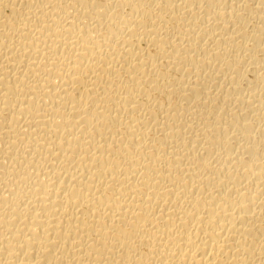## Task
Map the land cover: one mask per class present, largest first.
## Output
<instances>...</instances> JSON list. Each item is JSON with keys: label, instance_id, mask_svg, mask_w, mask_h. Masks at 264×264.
I'll use <instances>...</instances> for the list:
<instances>
[{"label": "bare ground", "instance_id": "obj_1", "mask_svg": "<svg viewBox=\"0 0 264 264\" xmlns=\"http://www.w3.org/2000/svg\"><path fill=\"white\" fill-rule=\"evenodd\" d=\"M0 264H264V0H0Z\"/></svg>", "mask_w": 264, "mask_h": 264}]
</instances>
